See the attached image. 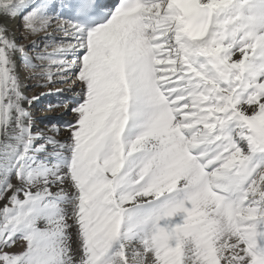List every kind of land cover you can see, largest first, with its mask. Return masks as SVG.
Masks as SVG:
<instances>
[{
  "label": "snow or ice",
  "instance_id": "1",
  "mask_svg": "<svg viewBox=\"0 0 264 264\" xmlns=\"http://www.w3.org/2000/svg\"><path fill=\"white\" fill-rule=\"evenodd\" d=\"M0 264H264V0H0Z\"/></svg>",
  "mask_w": 264,
  "mask_h": 264
},
{
  "label": "bare ground",
  "instance_id": "2",
  "mask_svg": "<svg viewBox=\"0 0 264 264\" xmlns=\"http://www.w3.org/2000/svg\"><path fill=\"white\" fill-rule=\"evenodd\" d=\"M9 28H13V29H19V24L16 22V23H11V22H8V25H7ZM18 35V34H17ZM31 41L27 42L26 44H30ZM30 84V88H34L33 85H35L37 82L36 81H30L28 82ZM64 88V92H63V96L64 95H69V93L67 92V89L70 88L71 86H68V85H64L62 86ZM47 89V88H46ZM44 94V92H40V91H36L34 95H40L41 96V99L36 101L35 104L37 107V111H36V114L34 115L36 121H37V127L38 128H44L43 125H47L48 126V123H49V116L52 114V115H57V114H60L62 113L64 110L61 109L59 111H51V113H49L48 109H47V105L49 104L47 102V99L44 98V95H41V94ZM52 94L50 96H55V97H58V94L56 89L55 88H48V94ZM33 95V96H34ZM32 96V94H31Z\"/></svg>",
  "mask_w": 264,
  "mask_h": 264
},
{
  "label": "rangeland",
  "instance_id": "3",
  "mask_svg": "<svg viewBox=\"0 0 264 264\" xmlns=\"http://www.w3.org/2000/svg\"><path fill=\"white\" fill-rule=\"evenodd\" d=\"M17 23L19 24V22L17 21ZM17 36H19V29L17 30ZM27 42H29V41H25V43H27ZM29 81H26V83H28ZM67 85V84H66ZM65 85V86H66ZM28 86H30V84L28 83ZM68 86H71V87H73L72 85H68ZM30 88V87H29ZM31 90L30 91H28L27 92V94L29 95V96H31V94H32V96L35 94V92L38 90V91H40V92H44V98L46 99L47 98V96H50V95H48V88L46 89V88H41V87H34V88H30ZM36 111H37V107H35L34 109H33V115H35L36 114ZM43 127L44 128H46L44 125H43Z\"/></svg>",
  "mask_w": 264,
  "mask_h": 264
}]
</instances>
